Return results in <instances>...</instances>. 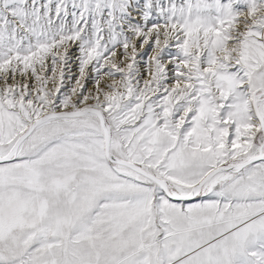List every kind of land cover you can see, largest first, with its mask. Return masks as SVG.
<instances>
[{
	"label": "snow or ice",
	"instance_id": "snow-or-ice-1",
	"mask_svg": "<svg viewBox=\"0 0 264 264\" xmlns=\"http://www.w3.org/2000/svg\"><path fill=\"white\" fill-rule=\"evenodd\" d=\"M0 264H264V0H0Z\"/></svg>",
	"mask_w": 264,
	"mask_h": 264
},
{
	"label": "rangeland",
	"instance_id": "rangeland-1",
	"mask_svg": "<svg viewBox=\"0 0 264 264\" xmlns=\"http://www.w3.org/2000/svg\"><path fill=\"white\" fill-rule=\"evenodd\" d=\"M144 51H145V59H146L147 55H149L151 53V49H146ZM141 68L142 69L144 68V64L143 63L141 64ZM70 72H71V75L73 76V78L78 76V69H77V66L74 63H72L71 66H70ZM88 87L89 88L92 87L91 82L88 83Z\"/></svg>",
	"mask_w": 264,
	"mask_h": 264
}]
</instances>
